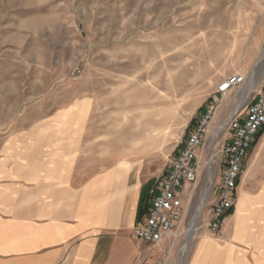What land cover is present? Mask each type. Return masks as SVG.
<instances>
[{"label":"rangeland","instance_id":"rangeland-1","mask_svg":"<svg viewBox=\"0 0 264 264\" xmlns=\"http://www.w3.org/2000/svg\"><path fill=\"white\" fill-rule=\"evenodd\" d=\"M40 2L44 4L45 0ZM25 4L29 5L28 0ZM71 4L65 9L63 58L60 43L14 46L12 41V45L2 44L0 37V120L14 112L30 118L65 117V124H0V149L19 141V135L34 127L39 130L38 140L31 139L29 145L51 154L41 158L13 156L7 158L11 164H32L37 159V163H65L62 154L69 144L70 149L78 150L79 180L105 172L119 162L126 171L130 164L139 167L140 182L150 188L165 173L205 112L220 81L242 73L248 84L253 80L257 85L264 74H260L264 0H75ZM75 4L79 6L76 12L71 9ZM47 46L53 49L51 59L38 51ZM190 69L193 73L187 72ZM179 82L185 90L177 97L172 89ZM41 97L46 100L41 102ZM230 106L227 102L226 110ZM159 110L167 117L161 132L145 147H125L133 120L137 122L141 113ZM222 119L224 115L220 114L211 134ZM205 184L204 173L195 188H187L184 201L188 196L192 199L179 229L181 237L171 238L167 244L177 264L182 259L187 264L190 248L201 241L239 243L235 220L241 198L249 199V205L242 212L239 229L244 234L264 230V129L243 164L223 236L209 239L212 235L203 229L191 235L183 252L185 231L202 204ZM141 245L138 264L147 253V247ZM160 256L158 253L152 259Z\"/></svg>","mask_w":264,"mask_h":264},{"label":"crops","instance_id":"crops-1","mask_svg":"<svg viewBox=\"0 0 264 264\" xmlns=\"http://www.w3.org/2000/svg\"><path fill=\"white\" fill-rule=\"evenodd\" d=\"M28 2L29 5L25 4L26 0H3L0 4L2 44L60 43L65 48V9L75 0ZM77 5L72 11L76 12ZM52 50L48 46L38 49L45 52L46 59L53 58ZM64 54L65 49L61 58ZM0 124H65V117L30 118L14 112L1 118ZM38 134L39 130L31 127L18 136L19 141L9 142L0 149V174H4L0 175V264H138L142 242L133 238L132 230L146 215L152 187L140 182L139 167L132 164L126 171L118 162L105 172L79 180L78 150L70 149L69 144H65L62 164H54L52 160L37 163L38 159L32 164L8 162L7 158L19 155L49 157L47 149L37 151L29 145L38 140ZM16 142L22 143L15 147ZM248 200L241 198L237 209L235 226L239 243L201 241L190 248L187 264H264V239L253 240L264 238V230L244 234L239 229ZM223 233L224 227L209 239ZM169 240L162 242V248L168 247ZM167 264H177L175 257L169 258Z\"/></svg>","mask_w":264,"mask_h":264},{"label":"built area","instance_id":"built-area-1","mask_svg":"<svg viewBox=\"0 0 264 264\" xmlns=\"http://www.w3.org/2000/svg\"><path fill=\"white\" fill-rule=\"evenodd\" d=\"M227 102H231V106L226 110ZM220 114L224 119L211 134ZM263 129L264 74L250 89L245 74L224 77L211 95L205 112L170 160L167 170L149 191L146 215L132 230L133 238L147 247L141 264H167L171 247L163 249L162 242L181 237L179 229L192 199L188 196L184 201L187 188H195L204 173L206 188L200 202L202 209H207L204 213L202 210L198 219L200 224L192 234L203 229L212 236L219 234L229 211L233 210L234 192L243 164ZM158 253L161 256L152 259Z\"/></svg>","mask_w":264,"mask_h":264},{"label":"bare ground","instance_id":"bare-ground-1","mask_svg":"<svg viewBox=\"0 0 264 264\" xmlns=\"http://www.w3.org/2000/svg\"><path fill=\"white\" fill-rule=\"evenodd\" d=\"M192 69L188 70V73H193L191 71ZM264 71V53L261 59V70L260 74H262ZM257 74V73H256ZM259 75V74H258ZM253 81V80H252ZM252 81L249 82V84H252L255 86ZM175 82V81H174ZM179 85H176L174 83V88L172 89L173 93L177 95V97H180L182 92L185 90L184 87L181 86V82H179ZM248 84V86H249ZM252 87H248L253 88ZM176 105L175 102H172V106ZM137 122L133 120L130 126V132L126 138L125 141V147L129 148H136V147H145L146 143L149 142L152 139V136L155 137L161 132V126L166 122L167 117L164 111L159 110L158 112L152 113V114H144L141 113L140 116L137 117ZM131 167V164L129 168ZM202 204L199 203L198 207L195 210L194 216L192 221L190 222V228L187 229V237L186 241L183 245L182 251L184 252L186 248L189 246V240L191 238L193 230L197 227V221L202 213ZM192 239V238H191ZM191 241V240H190ZM180 264H183V259L181 260Z\"/></svg>","mask_w":264,"mask_h":264},{"label":"trees","instance_id":"trees-1","mask_svg":"<svg viewBox=\"0 0 264 264\" xmlns=\"http://www.w3.org/2000/svg\"><path fill=\"white\" fill-rule=\"evenodd\" d=\"M262 132H263V130L260 132V134H261ZM260 134H259V135H260ZM259 135H258V136H259ZM231 213H232V210L229 211L228 216H229Z\"/></svg>","mask_w":264,"mask_h":264}]
</instances>
